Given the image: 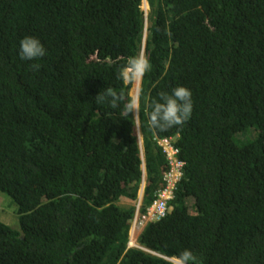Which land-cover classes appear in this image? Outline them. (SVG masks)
<instances>
[{"label": "trees", "instance_id": "trees-1", "mask_svg": "<svg viewBox=\"0 0 264 264\" xmlns=\"http://www.w3.org/2000/svg\"><path fill=\"white\" fill-rule=\"evenodd\" d=\"M147 2L148 17L143 0H0V192L20 225L0 221V264H172L184 249L264 264V0ZM26 35L43 57L20 58ZM143 54L144 160L134 113L105 94L125 102L118 71ZM177 85L191 118L151 127V100ZM163 141L184 163L175 200L129 248L143 165L141 214L166 187Z\"/></svg>", "mask_w": 264, "mask_h": 264}, {"label": "clouds", "instance_id": "clouds-1", "mask_svg": "<svg viewBox=\"0 0 264 264\" xmlns=\"http://www.w3.org/2000/svg\"><path fill=\"white\" fill-rule=\"evenodd\" d=\"M45 54H46V49L37 37L26 35L19 41V56L21 59L31 61L43 57ZM33 67L38 69L39 65L34 64ZM150 68H151V63L146 56L133 55L128 57L125 60L123 66L119 69L118 78L122 82H127L128 84H132L138 79L142 78L145 75V73H147L150 70ZM105 94L109 95L112 98L111 103L114 108L118 106L122 107L123 113L125 115H128L129 113H135L136 116L134 115V117L136 121V118L139 116V112H140L139 94L128 95L125 102L122 105H119L118 101L124 98L119 96L117 92L107 90ZM149 108L150 111L148 112V121L150 122L151 127L159 130H166L173 126H182L187 120L191 118V114L193 110L191 89L187 88L184 85H177L174 88H172L171 92H160L158 99L151 100L149 104ZM136 128H137V123H136ZM137 133H138V129H137ZM141 154L143 156L142 159L144 160V148H143V153ZM172 200H175V197ZM141 206H142V202L141 203L138 202L137 208L140 207L141 210L142 208ZM169 207L166 216L170 211ZM166 216L164 218H166ZM160 221H156V222H160ZM156 222H152V223H156ZM130 236H131V229H130ZM133 242L136 245V239L133 240ZM134 247H137V245ZM169 261L172 264H202V261L199 260L198 257L190 249H184L180 251L178 255L175 257V260L172 261V259H170Z\"/></svg>", "mask_w": 264, "mask_h": 264}, {"label": "built area", "instance_id": "built-area-1", "mask_svg": "<svg viewBox=\"0 0 264 264\" xmlns=\"http://www.w3.org/2000/svg\"><path fill=\"white\" fill-rule=\"evenodd\" d=\"M161 145L164 152L167 153L171 160L170 166L172 168L165 174L164 180L166 182L165 190L159 195V198L154 204L147 208L144 214H141L140 207L137 208L132 228H131V241L129 247L136 246L133 240L145 229L148 223L162 220L168 211V202L174 199V191L176 185L183 174L184 163L177 160L176 155L178 151L171 146V142L163 141Z\"/></svg>", "mask_w": 264, "mask_h": 264}, {"label": "rangeland", "instance_id": "rangeland-1", "mask_svg": "<svg viewBox=\"0 0 264 264\" xmlns=\"http://www.w3.org/2000/svg\"><path fill=\"white\" fill-rule=\"evenodd\" d=\"M142 9L146 11V14L149 13L150 9H149L147 0L143 1ZM140 79H138L137 81L133 83L130 95L137 94V90L135 89V86L137 85V88H138ZM236 138H237V141H241L245 138V136L243 134H238ZM122 204L129 205L131 204V202L124 201ZM0 221L10 226L14 230L19 231L20 229L18 207L14 203L13 199L9 197L8 195L4 194L3 192H0Z\"/></svg>", "mask_w": 264, "mask_h": 264}, {"label": "water", "instance_id": "water-1", "mask_svg": "<svg viewBox=\"0 0 264 264\" xmlns=\"http://www.w3.org/2000/svg\"><path fill=\"white\" fill-rule=\"evenodd\" d=\"M146 17H148V14H146ZM145 43H146V39H145ZM141 83H142V78L140 79V83L138 85V88H137V85L135 86V89H137V94H140ZM136 123H137V129H138V133L137 134H138V140H139V147H140L141 153H143V138H142L141 131H140L139 116L136 118ZM142 158H143V156H142ZM143 172H144L143 185H142V189H141V191L139 193V203H141L142 200H143V194H144V189H145V185H146L145 165H143Z\"/></svg>", "mask_w": 264, "mask_h": 264}, {"label": "bare ground", "instance_id": "bare-ground-1", "mask_svg": "<svg viewBox=\"0 0 264 264\" xmlns=\"http://www.w3.org/2000/svg\"><path fill=\"white\" fill-rule=\"evenodd\" d=\"M137 90V89H136Z\"/></svg>", "mask_w": 264, "mask_h": 264}]
</instances>
